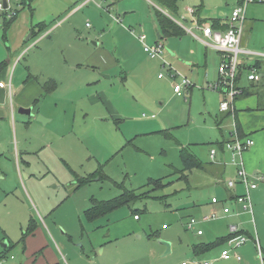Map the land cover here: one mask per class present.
Returning a JSON list of instances; mask_svg holds the SVG:
<instances>
[{"label":"rangeland","instance_id":"1","mask_svg":"<svg viewBox=\"0 0 264 264\" xmlns=\"http://www.w3.org/2000/svg\"><path fill=\"white\" fill-rule=\"evenodd\" d=\"M70 1L72 4L66 0H35L31 8L24 9L13 1L11 7H19L20 16H28L34 24L48 11L55 15L59 10L61 13L54 17L55 22H64L58 31H52L48 27L45 31L49 30L51 34L45 38L44 34L49 31L27 40L29 32L22 36L19 42L20 31L16 27L6 31L3 22L4 12L0 11V66L8 61L7 65L0 68V73L6 72L7 84L10 76L15 77L14 85L18 78L27 77L29 73L43 75L44 70L48 69L44 61L56 57L55 53L49 51L50 48L62 45L64 49L57 50V53H61L62 59L70 63L88 61V58L98 62L108 61L110 73L107 74H112V78L104 83L112 85V90L116 92L118 86L124 89L120 85L124 84L119 83L118 76H124L123 71L132 68L131 63L123 62L128 48L132 44L136 47L138 42L136 58L145 65L147 61H152L151 65H148L151 70L150 85L141 98L151 101L154 106L130 112L129 118H135L137 120L135 122L122 119L116 124L112 121L95 122L91 117L85 122L81 115H77L76 120L71 115H65L63 109L66 104L62 103V99L49 95L46 102L51 108L54 103H58L57 100L62 104L59 105V109L54 110L57 117L52 129H60L58 133L52 132L51 128L44 130L42 127L44 124L41 122L42 125L37 122L32 125H29L30 122L28 124L18 122L16 135L15 130L11 131L9 126L2 122L1 126L5 128L1 131V139L4 137L5 140L0 150L5 149L8 155L0 159V264H20L23 258L21 241L32 218L37 222L46 219L49 225H56L55 236L63 237L66 242L69 241V236L61 235L67 232L72 236L73 241L70 243L76 252L88 253V241L95 238L101 244L96 250L99 257L90 264H103L99 263V259L102 257L101 251L104 246L106 264H122L124 260L130 261V264L149 262L169 264L175 261V255H165L166 246L162 241H168L164 237L166 234L172 232L173 240L176 242L182 238V233L192 234L186 223L190 218L198 219L199 223L202 222L200 225L206 229L212 223V220H203L206 214L199 215L195 209L212 198L215 184L198 168L185 172L183 177L180 172L182 169L180 149L182 146L190 147L203 161L209 159L210 148L214 145L209 142H214V134L219 133L216 115L219 114L220 103L216 97H219L220 102L224 99L223 92L212 87L220 78L221 53L213 47H206L188 30L183 36L164 37L159 41L164 45L162 58L148 56L144 52V46H154L158 42L155 26L158 25V29L160 28L157 17L159 11L179 21L185 28H193L199 35L197 21L200 18L212 24L214 20L228 16L234 7L233 3L231 0H179L178 13H173L153 0H88L87 3V0ZM70 5L72 9L77 6L81 9L68 15ZM189 9H195V13H191ZM247 12L242 47L264 53V6L250 4ZM66 15L68 17L64 18ZM128 16L136 23L127 22ZM146 26L156 38L153 43L148 40L141 42L139 39L141 34H146ZM69 44L71 46H68ZM172 47L181 53H188L191 48L202 50L201 60L207 53V67L204 60L199 64L195 63L196 65L191 68L186 57L171 56L170 51L175 50ZM165 56L169 57V60L167 59V66L162 68L160 60L166 58ZM155 61H159V69L154 66ZM170 62L172 67L169 65ZM172 72L178 74L176 83L181 81L182 76L191 81L193 90L189 95L186 93L187 99L173 95V87L171 85L169 87V84L164 88L163 97L154 94L151 84L157 82L158 74L160 77H171L174 86ZM206 72L211 77L209 80L213 82H201L206 80ZM165 80L167 79L161 82L165 83ZM245 80L243 77L242 81ZM212 102H217V106H213ZM212 107L218 111H213ZM99 110V114H105L102 108ZM143 113H155L156 118H144ZM17 115L29 117L20 113ZM156 122L162 124V127L133 138L124 147H117L121 140L118 137V130L120 133L124 131L132 133L139 125L156 126ZM165 123L167 125H164ZM73 125L75 129L71 132ZM89 128L91 132L87 134L88 136H82V132ZM22 133L33 141L38 140L30 145L34 150L41 147L39 142L42 140L48 139L52 142L45 151L39 154L36 151L24 156L29 158L31 165L28 170L33 171L35 176L31 178V183L27 181L28 171L25 170L24 164H21L20 171L14 156L15 148L22 149L23 145L18 143ZM60 151L67 154H62L61 157ZM71 151L74 154H71ZM89 173H93V177L90 176L92 179L78 186V180L87 178ZM22 175L26 178L35 202L38 196L40 202L45 205L44 208L40 205L41 214L32 198L28 195L26 199L22 193L21 189L25 188ZM160 178L164 182L163 186L149 185L150 179ZM259 187L262 192L258 196L251 193L254 216L244 212L241 219L244 226L259 239L260 245L264 248V181H259ZM126 190L147 192L144 197L130 205L113 211L109 216L111 222L109 225L97 227L86 219L85 211L91 205L92 199L110 200ZM135 214L138 215L137 218ZM7 241L10 248L7 256L2 257L1 252ZM138 253L141 258H136ZM11 255L15 258H11Z\"/></svg>","mask_w":264,"mask_h":264},{"label":"crops","instance_id":"2","mask_svg":"<svg viewBox=\"0 0 264 264\" xmlns=\"http://www.w3.org/2000/svg\"><path fill=\"white\" fill-rule=\"evenodd\" d=\"M66 2L72 4L70 0H66ZM57 5H59V3H57ZM80 9L81 7L78 6L72 9V6L70 5V8L68 10L70 12H68V15L73 14ZM59 11L56 12V14L54 15L50 13V11L47 12V10H44V12L47 13L43 16L41 15L42 17L35 24L40 22H45L47 24V28L50 27L52 31L54 30L58 31V28H60L62 24H64V22L61 21L55 22L56 18L54 17H56V15H59L61 13ZM68 15H66V17L64 18H67ZM172 19L179 25L181 24L179 21L175 20L174 18ZM126 20L129 23L131 21L132 24L136 23V21L130 19L129 16L126 17ZM32 25H34L33 20H30V18L26 15H24V17H21L19 14L16 20L10 25L9 29L11 27L12 28L16 27L20 31L19 39H18L19 42L22 36L26 35L29 32H32L31 31ZM180 26L183 27L185 30H188V28H185L183 25ZM155 29H157L156 30L157 38H158V42H156L157 44L160 43L159 41H162L161 40L162 33H161V28L158 29V25L155 26ZM197 29L200 32L199 35H202V31L201 29L198 28V25H197ZM146 30L147 32L145 30L144 31L146 32L147 35L141 34L139 36L140 41L144 42L145 40H148L150 43L156 41V38H154L151 32L148 30V26H146ZM190 30L194 32L193 28ZM47 31H45V33ZM50 34H51L50 31L47 32L46 34H44L43 38H45V36L46 37L49 36ZM170 43L176 45V43H174L173 41H170ZM68 46H71V44H69ZM62 47H63L62 45H58V48L61 49H58L56 47L50 48L49 51L55 53L56 57L53 58L54 60L49 59L47 57L48 60L44 61L48 69L44 70L43 75L36 73H29L30 75L27 74V77L23 76L22 79L18 78V80L13 85V80H15V77L10 76V80L8 82L9 84H7L5 80L6 72L3 71L0 73V82H5L7 85L5 87L0 86V148L3 146L4 144L3 141L5 140L4 137L3 139H1L2 137L1 131L5 128L4 126H1L3 125L2 122H4V124L6 123L11 131L15 130L16 135H18V127H17L18 122L22 124L23 123L28 124V122H30L29 125H32L35 122H37V124H41L39 121H36L37 120L36 115L38 113H42V115H44V117L46 118L45 124L44 125L41 124L44 130L51 128L52 132L58 133L60 129L57 128L52 129L53 126L55 125L54 121L57 117L56 111L54 110L57 108L59 109V105L62 104L60 103L59 100H57L58 103H54L53 107L51 108L49 104L46 102V99L48 98L49 95L54 96L56 99L59 98L62 99V103L66 104V106L63 109L65 115H71V117L73 116L75 120L77 115H81V118L85 122L89 117L95 119L93 120L95 122L97 120L99 122H104V123L112 121L113 123L116 124V122L121 119L123 121L132 120L133 122H135L137 121L135 118L134 119L129 118L130 112L132 111L134 112L135 109L136 111H139L140 109L141 110L148 109L149 107L154 106V104H152L151 101H147L146 99L141 98L142 95L145 93V91L148 90L150 85L149 75L151 73V70L149 66L151 65L152 61L151 60L147 61V65H145V63L141 64L142 61L136 58L138 51L137 53L135 52L138 47V42L136 47L132 44L128 48L126 59L123 60L124 63H131L132 68L128 70L126 69V71L124 70L123 71L125 72L124 76L123 75L118 76V78H120L119 83L122 82L124 84V85L122 84L120 85L123 86V88L126 91L118 86L116 92L112 90L113 87L112 85H109L108 83H104V81H108V79L112 78V74H107L110 73L108 61L104 60L98 62V61H92L90 60V58H88L89 62L83 61L77 63H70L68 60L62 59L61 53H57L58 51H62V49H64ZM206 47L209 48V46ZM244 48L246 47L244 46ZM174 49L175 50L170 51L171 56L176 57L177 55H179L182 58L186 57L189 60L188 64L191 66V68L193 67V65H196L195 63L199 64V62H202L204 60H205L204 65L205 67H207V62H208L207 53H205V58L201 60L202 50L191 48L188 53L185 52L181 53L179 50H176V48ZM144 52L147 53L145 50ZM147 55L150 56L148 53ZM158 57L162 58V55ZM167 59L169 60V57L163 58L162 59L163 61L159 59L162 68L167 66V61H168ZM154 64H155L154 66H156V68L159 69V61H155ZM169 65L171 66V62ZM259 70L261 77L260 80L257 82H250L247 79L243 82L242 79L244 76L240 79V85L246 89L247 94L239 95L235 99L234 106L231 108V110L228 111L221 110V103L227 97L222 90L220 91L223 92L221 93L223 94L224 99L220 102L219 97H216L218 103H220L219 114L216 115L217 116L216 123L218 125L217 128L219 129V133L216 132L214 134L213 136L215 138L214 142H209V143H214V145L211 146L209 151V155H208L209 159L203 161L193 150H191L190 147H188L195 154V156L203 163L204 168H198V169L204 171L206 178L209 176V178L207 179L215 184L212 198L206 201L205 204L197 207L195 209L196 213L199 215L201 214L207 215V213L216 211L220 215V217L212 220L211 225L207 226L209 227L207 229L206 227L201 226L200 224L202 222L199 223L198 222L199 220L196 219L197 223H195L193 227L189 228L192 231V234L189 235L188 233H182L183 235L182 238H180V240L176 242H174L173 240L172 232L166 234V236L164 237H166V240H168L171 243V251L167 253V255L168 254L175 255V261L169 264H183V263L204 264L206 261L210 262L211 264H262V259L258 257L257 247L255 244L256 241H259V239H256L252 235L251 231L244 226V223L241 219L243 213L247 211L244 210L243 204L236 202V200L234 199L236 195L242 194L246 191L245 188L246 186L240 181H237L235 188H229L227 186V182L229 179L237 178L236 175L237 165L232 162L229 153L225 150V147L221 148L219 145L221 142H226L231 140L232 133L237 132L238 135L240 136V132L238 130L239 129L238 124L241 126V133L245 137L250 136L254 139L255 144L250 149L244 152L242 159L244 162V167L250 179L256 180L258 183V187L251 190L250 193L253 192L255 196H258L262 192V189L259 190L260 188L259 181H264V60L261 61V67ZM172 76L174 81L178 80L179 78L174 73L172 74ZM214 78L215 77H213V79ZM164 79L167 80H165V83H162L161 80ZM205 79H206L205 81H201L200 79L199 80L202 83L213 82L209 80L211 79V77L208 76V72H206ZM156 80L157 82L151 84L152 88L155 91L154 92L155 95H160L161 97H163L165 93L164 88L166 84H169V87L170 85L173 87V95L176 94L178 97H182L181 95H178L174 91V86L171 77L170 78H166L165 76L160 77V75L158 74ZM67 83H69L68 87H67ZM48 84L51 86V90L46 89V85ZM9 85H11V91ZM185 90L186 93L189 95L190 92H192L193 90V85H191L190 87H186ZM186 93L183 96L185 99H187L188 97ZM13 98L15 101H13ZM212 105L217 106V102L214 103L212 102ZM22 106L32 107L33 112L35 114L32 116L28 115L29 116L28 119L22 113L19 112V108ZM60 107H61L60 110H62V106ZM100 108L104 110L105 114H99ZM212 110L218 111V109H214V107H212ZM18 113L22 114L23 116L20 115V117H18L17 115ZM142 116L144 118H149V119L156 118L155 113H151V114L143 113ZM155 124L156 126L155 125L150 126L148 124L139 125L138 128H136L137 130L133 131L132 133L125 131L123 133H120V131L118 130V134H119L118 137H120L121 140L117 143V147H124V145L125 144L128 145L127 143L132 141L133 138H136L141 134L149 133L148 131L151 130L155 131V129H157L158 127H162L161 126L162 124H160L159 122H156ZM164 125L167 124L165 123ZM23 127L24 126H22L21 129H23ZM117 128H119V126H117ZM74 129L75 127L73 125V129L71 130V132ZM90 132H91L90 128L87 129V131L84 130V132H82V136H88L87 134H89ZM220 135L222 136L221 139H220ZM20 138L21 139L20 141H18V143L20 142L19 144H22L23 146L22 149L20 148V150L19 148H15L14 156L16 159V163L20 167V171H21V164L22 163L24 164L26 168L25 170L28 171V172L25 171L27 173L26 175L28 178L27 181L31 183V178L35 176L33 174V171L29 172L28 170L29 166L31 165L28 160L29 158H24V156L28 154H32L36 151L38 152L37 154H39L45 151L49 146H51L52 142L48 139L42 140L39 142L41 147L38 148L37 150H34L33 148L30 147V145H33L34 142H38V140L33 141L30 138L26 137L24 133H22V137ZM183 147L184 146H182L181 149ZM215 147L218 149V152L215 160H213L211 158V149ZM181 149H180V158H181ZM1 150H0V159H4L6 154L8 155V152L5 149L3 151ZM17 152L19 154H17ZM62 154H67V153H62V151H60L59 155L61 157ZM71 154L74 153L71 151ZM115 154H117V151H115ZM182 168H183V162H182ZM3 175L5 174L3 173ZM90 176L93 177V173L92 174L89 173L88 177ZM22 179L24 180V184H25L24 190L21 189L22 193L26 196V199H28L27 196L29 195L32 198L35 207H37L40 211V205L43 208L45 205L42 202H40V198H38V196H37V201L35 202V198L32 197V194L29 190V186L26 182V178L23 175H22ZM194 205H196V202L194 203ZM225 205L231 206L232 208L231 213L225 214L223 212V208ZM236 212H239L240 215H237ZM110 214L94 221L93 223L97 227L103 225H109L111 223L109 218ZM250 214H252L253 217L254 211L253 213ZM135 218H137V215H135ZM191 219L192 218H190V220ZM189 221L187 220L186 222L187 226ZM203 222H207V221H203ZM231 224H236L241 229L247 231L248 233L245 234L250 238V240H248L244 245H242L237 249H233L234 238H232L226 241V244L225 241H223L205 250L206 249L205 245L216 243L221 238L228 237L231 232L230 231ZM49 226H51V224L49 225L46 219L45 221L41 220V222L39 221L37 222V227L35 231L26 237V240L22 245L23 258L20 260V264H90V262L97 261L99 255L96 252V250L101 246V244L97 242L95 238L92 239L90 238L88 241V251H89L88 253L76 252L71 247L70 241H73L72 236H70L67 232L66 233L63 232V235L61 236L68 235L69 241L66 242L62 239L63 237L57 236L59 239L58 240L54 234L55 230L57 229V226L52 224V226L54 227L53 228L51 226L52 229H50ZM201 229H203L204 232L202 234H199L198 231ZM7 243L8 244L1 252L2 256L4 254V250L10 245L8 241ZM5 244L6 243H4V245ZM261 248L263 251L264 250L263 246H261ZM164 249H166V247H164ZM228 249L229 250L231 249L233 252L239 253L242 256V259L238 260L235 256H232L229 259L223 258L222 252ZM70 250H72L73 252L71 253ZM101 252H102V257L99 259V263L104 264L105 260H107L105 259V252H106L105 246ZM137 257L141 258L140 253H138V256H136V258ZM11 258H15V257L11 255ZM263 259H264V251H263ZM122 264H130V261L124 260ZM149 264H151V262H149Z\"/></svg>","mask_w":264,"mask_h":264},{"label":"built area","instance_id":"3","mask_svg":"<svg viewBox=\"0 0 264 264\" xmlns=\"http://www.w3.org/2000/svg\"><path fill=\"white\" fill-rule=\"evenodd\" d=\"M14 0H7L8 8ZM91 1V0H89ZM233 8L228 16H223V22L228 25L225 30L215 29L209 23H197L198 28L201 29L202 35H197L188 29L189 32L193 33L199 40H201L206 46L213 47L221 53V62L219 65V80L212 85L214 89L222 90L226 94V99L221 103V110L228 111L234 106L235 99L243 93V87L240 85V79L244 76L250 82H257L260 80V68L256 65L257 61L264 60V53L255 52L242 47V36L245 30V22L247 19V10L250 4H262L264 6V0H231ZM88 0L86 1V3ZM5 7L4 0H0V11L8 9ZM191 13H195V9H189ZM144 50L151 57H158L163 53L164 45L157 43L154 46H144ZM178 76V74L174 73ZM2 87L7 86L5 82H0ZM192 85L191 81L186 77L182 76L179 83H174V91L181 96L186 93V87ZM11 91V85H9ZM255 144L252 137H240L237 132L232 133V139L226 141L224 144L225 150L229 153L230 158L234 164L237 165L236 175L237 178L229 179L227 186L229 188H235L237 181L243 183L246 187V191L242 194H238L234 197L236 202L244 205V210L249 213H253V202L251 197V190L258 187L256 180L250 179L243 162V154L245 151L250 149ZM218 149L215 147L211 149V158L215 160ZM223 212L229 214L232 212L231 206H224ZM240 215L239 212H236ZM220 215L216 211H212L203 220H214L219 218ZM197 223L195 218H192L188 227H193ZM242 229L236 225H230V233L240 232ZM199 234L203 231L199 230ZM233 249H237L244 245L249 237L243 233L238 234L233 239ZM257 247L258 257L262 259L264 264L263 251L259 241L255 242ZM235 256L238 260L242 259V256L233 252L231 249L224 250L222 257L229 259ZM186 264V263H183ZM204 264H211L205 262Z\"/></svg>","mask_w":264,"mask_h":264},{"label":"trees","instance_id":"4","mask_svg":"<svg viewBox=\"0 0 264 264\" xmlns=\"http://www.w3.org/2000/svg\"><path fill=\"white\" fill-rule=\"evenodd\" d=\"M34 1L35 0H14V2L17 3V6L22 7L21 9H24L27 7L31 8V5ZM153 1L158 3L161 7L169 10L170 12L178 13L179 0H153ZM19 7L13 8L10 6L8 9L3 11L4 12L3 22H4V28L6 31L9 29L10 25L18 17L21 11ZM157 17H158L159 26L161 28V33H162L161 38L170 37V36H183L184 34H186V30L183 27H181L178 23H176L171 17L166 15L164 12L159 11ZM198 22L201 24V23H204L205 21L200 18ZM211 25L213 26V28L220 29V30H225L228 27V25L223 22L222 18H218L214 20ZM46 28H47V24L45 22H40V23L32 25V28H31L32 35L30 39L34 36L40 35L42 32L46 30ZM7 63L8 61H5L4 63H2L0 68L3 67L4 65H7ZM256 65L260 68L261 61H257ZM46 89L51 90V86L49 84L46 85ZM245 94H247V91L243 87L242 95H245ZM238 128L240 132V137H245L241 133V126L239 124H238ZM224 144L225 142H221L219 145L221 148H223ZM181 159L183 162V168L180 170V172L183 177H185V172L187 171H190L195 168H204L203 163L195 156V154L188 147H183L181 149ZM90 180H91V177L81 178L80 180H78V185L85 184L89 182ZM149 185H153L154 187H161L164 185V182L161 178L160 179H150ZM146 192L147 191L137 193L134 190L133 191L126 190L122 194H120L118 197L110 199V200L92 199L91 206L85 211V217L88 221L94 222L104 216H107L108 214L112 213L118 208L125 206V205H130L134 201L144 197L146 195ZM30 222L31 223L29 227L24 231L23 238L21 241L22 243L25 242L26 237L32 232H34L37 227V221L34 218H32ZM243 233H248V232L242 229L240 232L230 233L228 237L221 238L216 243L205 245V248H206L205 250L223 241H228L234 238L236 235L243 234ZM9 248H10V245L4 250V254L2 257L7 256V252L9 251Z\"/></svg>","mask_w":264,"mask_h":264},{"label":"water","instance_id":"5","mask_svg":"<svg viewBox=\"0 0 264 264\" xmlns=\"http://www.w3.org/2000/svg\"><path fill=\"white\" fill-rule=\"evenodd\" d=\"M4 3H5V7L8 8L7 0H4ZM31 35H32V32H30L29 35L27 36V40L30 39ZM19 112L22 113V114H27L29 116H32V115L35 114L33 112V108L32 107H23L22 106V107L19 108ZM36 119H37V121L45 124L46 118L44 117V115H42V113H38L36 115ZM162 242L166 246L165 254L169 253L171 251V243L169 241H162ZM7 244L8 243H6L5 246Z\"/></svg>","mask_w":264,"mask_h":264}]
</instances>
